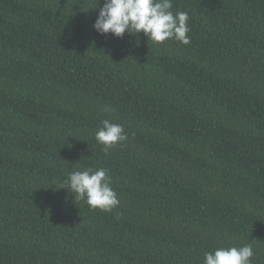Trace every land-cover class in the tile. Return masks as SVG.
I'll return each instance as SVG.
<instances>
[{"label": "trees", "instance_id": "obj_1", "mask_svg": "<svg viewBox=\"0 0 264 264\" xmlns=\"http://www.w3.org/2000/svg\"><path fill=\"white\" fill-rule=\"evenodd\" d=\"M95 3L0 0V264H264V0H172L189 45L100 35ZM100 167L111 212L59 188Z\"/></svg>", "mask_w": 264, "mask_h": 264}, {"label": "clouds", "instance_id": "obj_2", "mask_svg": "<svg viewBox=\"0 0 264 264\" xmlns=\"http://www.w3.org/2000/svg\"><path fill=\"white\" fill-rule=\"evenodd\" d=\"M172 8V0H104L92 28L100 35L110 33L116 38H123L125 34L135 37L143 32L148 41L156 44L174 39L189 45V13L173 12ZM95 139L107 153L126 141L127 134L122 124L105 119L95 132ZM59 188H67L75 200L83 201L94 210L111 212L120 204L108 170L103 167L72 171ZM253 256L251 244L219 247L204 253L203 264H251Z\"/></svg>", "mask_w": 264, "mask_h": 264}]
</instances>
